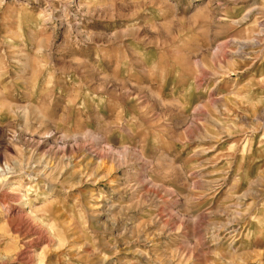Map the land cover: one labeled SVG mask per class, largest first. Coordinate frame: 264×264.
I'll return each instance as SVG.
<instances>
[{
  "label": "clouds",
  "instance_id": "obj_1",
  "mask_svg": "<svg viewBox=\"0 0 264 264\" xmlns=\"http://www.w3.org/2000/svg\"><path fill=\"white\" fill-rule=\"evenodd\" d=\"M32 2L35 11L20 5L24 30L0 35V240L11 227L21 248L44 237L54 247L55 225L67 237L59 247H90L83 264H249L254 257L243 241L236 253L228 226L250 209L264 217V149L245 199L247 171L237 166L229 182L235 151L204 155L223 130L204 125L208 146L187 155L175 145L188 144L176 130L191 94L203 95L204 107L226 65L243 63L232 47L225 63L213 55L226 30L239 28L228 40L256 41L264 57V0H234L242 27L220 23L227 18L215 16L216 0L185 17L176 0ZM14 8L0 0V14ZM0 264L19 262L0 256Z\"/></svg>",
  "mask_w": 264,
  "mask_h": 264
},
{
  "label": "rangeland",
  "instance_id": "obj_2",
  "mask_svg": "<svg viewBox=\"0 0 264 264\" xmlns=\"http://www.w3.org/2000/svg\"><path fill=\"white\" fill-rule=\"evenodd\" d=\"M13 2L15 5L13 11L7 14H0V35H3L9 28H15L17 25H19L21 31L24 30L20 12L21 4L27 3L29 9L37 10V5L32 0H13ZM202 3L203 0H191V3H189V0H176L174 7L177 15L185 17L193 15L198 8L202 7ZM233 6L234 0H216L215 16L227 18L220 21L222 25H226L230 20L232 25L242 27L244 18L238 17L236 13L232 12ZM116 7L122 11L130 10L124 9L120 5H116ZM143 15L144 13H139L138 17ZM238 35L239 28L226 30L219 37L225 43L215 44L213 55L219 50L220 45H224V49L232 47L235 51L231 55L239 56L243 63H238L234 66L226 65L229 75L224 78V81H221L218 89L213 90L209 95L208 104L204 107L200 105L205 97L200 95L197 98L198 94L194 92L191 94L188 101L189 107L180 114L181 127L176 130L177 135L182 132V136L187 137L188 144L181 145L178 141L175 147L180 150L183 146L185 149L183 154L187 155L194 148L208 146V141L201 139L204 133V125H211L218 133L223 130V139L217 144L216 149L204 155L212 156L215 152L229 147L235 151V165L230 169L229 182L232 175L235 174L237 166L247 171L251 182H244L239 189L243 192L244 198L247 199L256 190L257 181L254 177L262 163V149H264V144L261 142L262 137H264V79H262L264 77V57L255 54L253 51L254 49L258 51L257 43H248L239 48L238 41L246 39L228 40L229 36ZM237 50H240L243 55L240 53L236 54ZM117 54V51L111 53L113 67L115 66ZM224 54L220 58L221 63H225V60L230 55L228 52ZM233 67L235 69L243 68L244 71H234ZM12 74L10 71L9 75ZM225 81H228L227 87H225ZM171 86V79H166L161 88L163 99L167 100L170 98L165 93ZM221 92L224 94L223 96L220 95ZM224 97H227V99ZM212 117H215V119ZM228 121H231V123H228ZM237 124L243 125L245 129L251 128L252 131L246 133L233 132V125ZM257 124H259V127H256ZM241 157H243V162H241ZM193 175L195 176L196 174L194 173ZM100 187L107 191L106 185L101 184ZM100 194L103 195V193ZM249 213L228 226L238 236L232 248L235 249L236 253H242L245 249L239 247V245L243 241L247 245V251L254 257L249 260V264H264V231H261V226L264 225V217L255 209H250ZM4 230L5 225L0 222V236H4ZM51 230L55 234L56 246H49L48 238L44 237L34 240L31 244L21 248L20 243L22 242L15 238V230L9 227L7 239L0 240V256H14L19 264H29L30 260H35V264H78V262L83 264L85 260L83 253L89 252L90 247L85 246L79 252L71 247L70 244L65 247H59L61 242L66 240L67 237L63 236L61 230L55 225L52 226ZM231 250L229 249V251ZM26 255H31V259H26ZM129 258H131L130 255ZM243 258L247 259L246 257Z\"/></svg>",
  "mask_w": 264,
  "mask_h": 264
},
{
  "label": "bare ground",
  "instance_id": "obj_3",
  "mask_svg": "<svg viewBox=\"0 0 264 264\" xmlns=\"http://www.w3.org/2000/svg\"><path fill=\"white\" fill-rule=\"evenodd\" d=\"M238 41V40H237ZM234 42V41H233ZM248 43H257L256 41H249V40H244V41H238V45H239V48H241L242 46H244V45H247ZM255 45V44H254ZM224 45H220L219 46V50L217 51V52H215V56L218 58V59H220V58H222L225 54V49H224V47H223ZM258 49V48H257ZM234 53V52H233ZM241 54V52H240V50H237L236 51V54ZM242 58V57H241ZM12 229V228H11ZM21 231H23L24 230V225H21V229H20ZM29 250V249H28ZM27 254V253H26ZM26 259H28V260H30L31 259V255H26V257H25Z\"/></svg>",
  "mask_w": 264,
  "mask_h": 264
}]
</instances>
